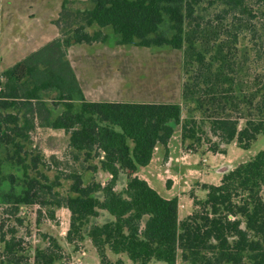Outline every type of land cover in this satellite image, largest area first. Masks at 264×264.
<instances>
[{"label":"trees","instance_id":"1","mask_svg":"<svg viewBox=\"0 0 264 264\" xmlns=\"http://www.w3.org/2000/svg\"><path fill=\"white\" fill-rule=\"evenodd\" d=\"M200 1L91 0V9L76 12L66 10L65 1L55 21L61 37L1 73L0 147H14L17 166L26 165L23 143L29 140L37 121L40 127L62 130L68 135L71 151L83 153L87 159L98 158L99 169L111 178L104 185H84L80 174H70L66 176L71 185L65 197L52 193L59 184H42L35 178L28 179L20 194L13 190L4 194L0 264H56L65 260L59 243L47 235H41L46 246L34 248L30 256L29 244L19 234L24 223L20 207L33 205L48 207L50 220H54L55 209L68 210L66 242L77 248L87 237L100 264H112L107 252L125 255L131 264H176L178 258L190 264H264V149L224 174L218 185L202 186L204 199L195 200L192 213L182 221L178 220L177 198H162L147 182L131 176L150 163L157 146L167 148L173 124L180 126L182 140L200 143L206 139L212 153H218L219 144L231 143L246 151L259 136L264 137V0H211L222 10L215 24L208 20L202 28L194 21ZM192 15L218 63L214 68L213 62H206L204 54L198 53L193 79L182 87V101L193 103V114L199 113L200 118L193 116V120L181 123L182 107L174 103L84 100L66 51L72 45L106 41L101 31L89 34L87 28L109 27L120 46L179 50L184 22ZM165 20L171 37L161 31ZM246 33L251 34L253 44L240 50L237 61V44ZM252 49L254 62L262 64L259 71H252L249 65ZM52 90L64 102V111L54 118L40 98L41 92ZM75 97L80 103L76 112L72 104ZM13 108L28 115L20 118L2 113ZM204 123L217 142L208 140L201 127ZM30 163L37 168L36 158ZM120 173L131 177L117 192L114 188ZM96 194H101V200ZM99 211L108 213L112 221L88 227Z\"/></svg>","mask_w":264,"mask_h":264},{"label":"rangeland","instance_id":"2","mask_svg":"<svg viewBox=\"0 0 264 264\" xmlns=\"http://www.w3.org/2000/svg\"><path fill=\"white\" fill-rule=\"evenodd\" d=\"M3 8H10L19 11L22 16L28 11V4L41 3L33 9L38 11L40 17L53 15L58 16L61 13L62 4L67 1L66 10L70 12L83 11L91 9V0H1ZM45 1V3H43ZM6 5H9L7 7ZM195 22L202 28L204 22L210 20L213 24L214 19L219 16L222 7L211 2V0H201L198 7L195 8ZM56 18V20L58 19ZM52 21L55 26V21ZM193 23V15L187 18L183 25V43L179 50H174L168 46L142 48L133 45L120 46L117 44L118 36H116L109 27L98 28L91 26L86 29L89 34L101 31L106 36L104 43H94L92 45H72L70 46V60L76 64L73 57L90 59L89 62L98 63L100 68L111 65L112 71L117 75L119 87L116 93H109L110 98H123L130 101H147L157 104H176L182 107L180 122L193 120V116L200 118L199 113L193 114V103H185L181 99L183 84L187 80L193 79V70L196 69L195 58L198 53L204 54L206 62H213L214 68L218 65L215 59V52L211 50L210 45L206 43L205 37L197 29ZM167 20L161 26V31L166 37H171L172 32L169 30ZM56 27V26H55ZM59 31V29L56 27ZM67 31L68 29H64ZM197 30L198 33H195ZM61 31H59V37ZM42 41H40L41 43ZM49 43V42H48ZM252 36L246 33L241 37L237 44V61L240 58V50L252 45ZM46 45V44H45ZM44 45V46H45ZM43 47V46H42ZM103 52H97L96 50ZM67 52V51H66ZM250 63L252 71L260 70L261 63L254 61L253 49L249 51ZM80 61V59H76ZM87 61V62H88ZM93 75H98L99 79L103 73L98 72L93 67ZM78 72V71H77ZM4 88V79L0 77V91ZM40 98L51 111L52 118L56 117L59 112L64 111V102L59 100L56 91L41 92ZM77 97L74 98L72 104L73 111L76 112L75 104H78ZM80 105V104H79ZM3 114L22 116L28 115L25 110L8 109ZM174 132L170 139V147L165 149L157 146L153 152V163L155 168V177L152 182V188L159 196L167 197L172 186V198H177L178 209L183 210L186 203L192 204L195 200H202L205 197V191L202 189L204 185H218L221 177L234 169L237 165L247 162L259 151L264 149V137L259 136L256 142L246 151L241 150L235 143L229 145L219 144L218 153H212L208 150L209 144L206 139L200 143H196L193 139H181L180 126L172 125ZM40 125L34 122V127L29 133V140L23 143L25 166H17L15 163L14 147H0V205L2 204V196L13 190L15 194H20L25 190V183L28 179L35 178L42 184H59L53 188L52 193L65 197L69 195V187L71 182L66 179L73 173H78L85 183L99 181L105 183L104 176L93 175V171L99 165L98 158L91 157L87 159L85 154H76L67 149L63 137L56 138L57 141H51L52 137L47 134L46 130H37ZM206 133L208 140H217L211 137L209 133V125L204 123L201 125ZM193 128V124H192ZM76 156V158H75ZM93 156V155H92ZM13 158V160L11 159ZM36 158L38 161L37 168L34 169L30 163L31 159ZM14 161V162H13ZM45 177L47 181L43 180ZM12 178V181L11 179ZM12 182V183H11ZM126 179H122L117 185V191L125 188ZM176 196V197H174ZM264 197V191H263ZM48 207L21 206L20 217L23 218V227L19 229V234L29 244L28 251L33 256L34 248H44L46 241L41 235L53 237L61 245L65 260L58 264H97L88 239H84L77 244V248L73 244H67L64 240L65 232L68 229L67 212L64 214L54 215V220L48 217ZM40 212L39 223H36L37 213ZM183 212V211H182ZM186 216L178 215V220L182 221ZM82 253L85 256H82ZM112 264H117L120 260L122 264H131L123 255H113L106 253ZM98 259V258H97ZM99 261V259H98ZM100 264V263H99ZM149 264H164L152 261ZM176 264H190L177 259Z\"/></svg>","mask_w":264,"mask_h":264},{"label":"crops","instance_id":"3","mask_svg":"<svg viewBox=\"0 0 264 264\" xmlns=\"http://www.w3.org/2000/svg\"><path fill=\"white\" fill-rule=\"evenodd\" d=\"M61 1L62 0H60V4H61ZM1 2L2 1L0 0V77H1V73L4 70L12 67L14 64L21 61L29 54L37 51L38 49H40L42 46H44L48 42L59 37V31L52 24V21L56 20L58 16L53 17V15H49L45 17H40V15H38V11L33 9L36 6L38 7L41 6L42 5L41 3L37 4V3L32 2L28 4V11L26 12L24 16H22L19 11H16L10 8H3L1 6ZM43 3H45V1ZM6 6L9 7V5H6ZM40 41L42 42L40 43ZM70 48L71 47L67 49L66 58L73 70L75 79L81 89L83 98L86 102H90V103H155V102L134 101V100L127 101V100H124L123 98L108 97L109 93L118 92L116 91V89L120 86L119 82L117 81V75L115 71H112L113 69H111V65L106 64V67L102 69L99 67L100 65H98V63L89 62L88 60L90 59L83 60V57L81 58L73 57L74 62L76 64V68H75L74 63L70 60ZM96 51L100 52L101 50L98 49ZM76 59L77 60L80 59V61H76ZM93 67H95V69L99 68V69H96L97 73L98 72L103 73L100 79L98 75L92 74V70H94ZM76 102H78V104H75V109L77 110L79 109L80 103L79 101H76ZM176 104H179V103H176ZM60 113L61 112H59V114ZM43 129L48 131L47 134L49 136L51 135L52 137H54V138H51V141L53 142L57 141L56 138L60 139L61 137H63L65 146L67 149H69L68 148V135H66L62 130H54V129L43 128V127L37 128V130H43ZM170 143L171 142H169V144ZM169 144L167 145V150L170 147ZM153 161L154 159L152 157L150 163L146 167L139 168L135 174L131 175L132 177L136 176L139 179L144 180L145 182H147V184L151 188H153L152 182L154 181L155 168H156L154 165H152ZM93 173H94L93 175H98L100 177L104 176L105 183L108 182L111 178L110 175L102 172L99 169V165L97 166V168L94 169ZM131 176H129L127 173H120L115 183V188H114L115 191H117L116 189V187L118 186L117 184L122 179H126V182H125V186H126V183L129 177ZM82 181H83V178H82ZM92 182L99 183L101 185L105 184L99 181H92ZM92 182H89V183H92ZM89 183H85L83 181L84 185H87ZM171 190H172V186L169 190H167L169 195L163 198L171 199L173 197L172 195L170 196V193H172ZM117 192H120V191H117ZM95 197L98 198L99 200H101L102 198L101 194H96ZM182 211L178 209V215L179 214H182L183 216L190 215L193 211L192 204L186 203ZM66 212L68 213L67 218H68V228H69L70 214L68 210L64 208L55 209L54 215L55 213L64 214ZM112 219L113 218L108 213L104 211H99V215L97 217L91 218L89 220L88 227L92 225L100 226V225H103L105 223L112 221ZM66 232L64 235V240L66 237ZM86 238L87 237H85V239ZM88 241L90 240L88 239ZM91 252L94 254L95 249L93 248ZM82 256L84 257L85 254L82 253ZM94 258H95V262L99 264V261L97 259L98 258L97 254L96 255L94 254Z\"/></svg>","mask_w":264,"mask_h":264}]
</instances>
